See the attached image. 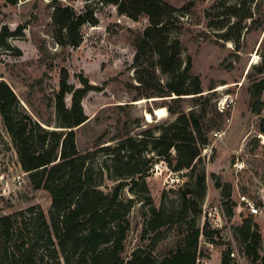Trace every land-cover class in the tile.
<instances>
[{
  "label": "rangeland",
  "instance_id": "rangeland-1",
  "mask_svg": "<svg viewBox=\"0 0 264 264\" xmlns=\"http://www.w3.org/2000/svg\"><path fill=\"white\" fill-rule=\"evenodd\" d=\"M166 1L178 9L190 4L188 12L179 13L182 23L171 38L180 40L182 57L191 58L193 76L201 79L203 95L211 99L210 116L214 117L217 110L224 120L222 135L215 137V132L211 133L209 144L202 150L200 170L205 174V191L194 196L202 211L195 218L196 227L203 228L208 222L220 232V245H211L201 237L206 256L199 259V264H222V254L229 248L235 264H249L239 236V228L246 220L262 235L260 254L264 257V133L260 130L264 90L256 86L264 75L255 69L263 62L264 13L257 16L253 28L244 30L237 50L235 43L220 38L223 31L218 28L228 25L229 19L206 15V12L216 15L217 6L224 0ZM49 2L18 0L12 5L0 0V34L4 28L17 33L7 40L9 48L0 49V82L12 87L20 109L42 122L54 123L51 128H56L54 91L59 89L61 68L68 70L71 85L81 87L84 78L94 86L95 90L82 102L88 120L76 130V142L80 153L90 156L88 165L94 171L98 188L112 193L125 180L119 179V157L103 152L102 147L116 148L127 137L141 138L148 129L159 137L162 128L175 120L168 111L170 99L175 96L140 98L132 87L137 84L134 38L148 26V17L134 21L120 15L115 6H102L98 0H63L62 3L78 12L90 7L97 22L82 27L80 46L62 48L54 39ZM161 78L167 80L165 75ZM221 86L227 87L218 90ZM66 103L71 105L70 95L66 96ZM158 108L165 109L164 117H156ZM195 108L199 110L201 106L191 99L184 103L186 112ZM147 112L153 117L151 122L147 121ZM138 176L134 177L137 185H127L121 190L122 199H139L130 215L132 226L123 256L128 260L136 249L147 248L163 258L181 243L186 223L193 219L191 214L181 219L175 212L182 209L181 194L194 187L196 175L191 176L188 171L176 173L161 159L144 177L149 194L143 191L144 180ZM147 196L152 197V205L146 204ZM243 196L260 210L259 214H250L246 202L241 200ZM32 207L48 214L52 209L50 196L44 190H35L20 168L0 114V217L28 213ZM152 207L172 212L170 223L151 230L148 223Z\"/></svg>",
  "mask_w": 264,
  "mask_h": 264
},
{
  "label": "trees",
  "instance_id": "trees-1",
  "mask_svg": "<svg viewBox=\"0 0 264 264\" xmlns=\"http://www.w3.org/2000/svg\"><path fill=\"white\" fill-rule=\"evenodd\" d=\"M7 1L12 5L18 2ZM62 1L49 2L53 10L54 39L62 48H75L83 41L82 27L95 25L97 20L90 7L78 12ZM98 2L102 6H115L120 15L134 21L148 17V26L134 38L133 68L137 84L132 87L140 98L175 96L168 105L175 120L162 128L159 137L148 129L141 138L127 137L116 148L102 147L103 152L119 157V179L125 180L112 193H105L98 188L94 171L88 165L90 156L80 153L76 142V130L88 120L82 102L95 90L94 86L84 78L81 87L71 85L68 70L61 68L59 89L54 91L56 128H51L54 123L42 122L20 109L12 87L1 81L0 114L18 163L34 189L49 194L52 209L46 214L32 207L28 213L22 211L0 217V264H199V259L206 256L201 248V237L211 245H220V232L208 222L203 228L196 227L195 218L202 211L194 196L205 191V174L200 170L202 150L209 144L211 133L223 130L224 120L217 110L214 117L210 116L211 99L204 97L201 79L193 76L192 60L182 57L180 40L171 38V33L182 23L179 13L188 12L190 4L178 9L166 0ZM217 9L216 15L211 12L206 15L229 19L228 25L218 28L223 31L220 38L235 43L237 50H240L244 30L253 28L257 16L264 13L263 0H224ZM261 26L264 27V18ZM16 35L4 28L0 34V49L9 48L7 40ZM261 46L264 47V40ZM255 69L264 75V55L262 64ZM161 75L167 76V80L163 81ZM256 86L264 90V79ZM67 95L71 97L70 106L66 103ZM190 99L201 109L186 112L184 103ZM261 124L260 130L264 133V118ZM150 152L154 154L145 155ZM161 159L176 173L188 171L191 176L196 175L194 187L181 194L182 209L175 212L181 219L189 214L193 219L186 223L181 243L165 257L159 258L147 248H138L126 260L123 254L132 226L130 215L139 199H122L121 190L127 185H137L136 175L144 180ZM127 179H131L130 183ZM142 188L149 194L145 180ZM144 200L148 205L153 204L151 196ZM150 214L151 230L166 226L173 217L172 212L162 207H152ZM239 234L249 264H264L259 230L252 229L250 221L246 220ZM232 253L231 248L223 252L222 264H235Z\"/></svg>",
  "mask_w": 264,
  "mask_h": 264
},
{
  "label": "built area",
  "instance_id": "built-area-1",
  "mask_svg": "<svg viewBox=\"0 0 264 264\" xmlns=\"http://www.w3.org/2000/svg\"><path fill=\"white\" fill-rule=\"evenodd\" d=\"M222 134H221V132H215L214 133V136L215 137H219V136H221ZM206 148H204V150H205ZM241 200H242V202H246V208H247V210L248 211H250V214L251 215H256V214H259L260 213V210L255 206V205H253V204H251L248 200H247V198L246 197H241Z\"/></svg>",
  "mask_w": 264,
  "mask_h": 264
},
{
  "label": "bare ground",
  "instance_id": "bare-ground-1",
  "mask_svg": "<svg viewBox=\"0 0 264 264\" xmlns=\"http://www.w3.org/2000/svg\"><path fill=\"white\" fill-rule=\"evenodd\" d=\"M227 86H221L218 88V90H222L225 89ZM143 101H139L138 103H142ZM146 118L148 122H151L153 120V117L151 116V114L149 112H147L146 114ZM155 115L156 117L162 118L165 116V109L164 108H158L155 110Z\"/></svg>",
  "mask_w": 264,
  "mask_h": 264
},
{
  "label": "water",
  "instance_id": "water-1",
  "mask_svg": "<svg viewBox=\"0 0 264 264\" xmlns=\"http://www.w3.org/2000/svg\"><path fill=\"white\" fill-rule=\"evenodd\" d=\"M153 101H155V99H154ZM44 127H45V126H44ZM45 128H47V127H45Z\"/></svg>",
  "mask_w": 264,
  "mask_h": 264
},
{
  "label": "crops",
  "instance_id": "crops-1",
  "mask_svg": "<svg viewBox=\"0 0 264 264\" xmlns=\"http://www.w3.org/2000/svg\"><path fill=\"white\" fill-rule=\"evenodd\" d=\"M17 155V154H16ZM20 166V165H19ZM21 168V167H20Z\"/></svg>",
  "mask_w": 264,
  "mask_h": 264
}]
</instances>
